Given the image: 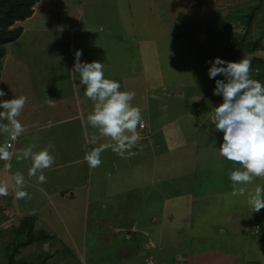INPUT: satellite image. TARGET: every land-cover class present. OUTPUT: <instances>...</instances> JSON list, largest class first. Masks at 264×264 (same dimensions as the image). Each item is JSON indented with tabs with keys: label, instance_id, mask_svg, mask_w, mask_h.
<instances>
[{
	"label": "rangeland",
	"instance_id": "rangeland-1",
	"mask_svg": "<svg viewBox=\"0 0 264 264\" xmlns=\"http://www.w3.org/2000/svg\"><path fill=\"white\" fill-rule=\"evenodd\" d=\"M36 13L32 21L25 24L26 33L12 43V46H5L7 54L0 67V89L6 93L2 99L21 95L27 97L17 119L24 125L36 115L32 117V122L44 125L51 117L57 120L65 114L73 115L75 108H69L73 101L71 88L74 78L79 85V74H74L73 69L74 53L81 50V61L103 62L105 77L119 81L121 91H135L140 95V102L136 100L131 103L134 106L144 105L141 111L143 119L150 118L157 128L165 125V130L162 129L163 132L158 133L153 142L161 143V138L165 137L168 148L174 149L168 152L166 157L168 172L179 170L181 164L182 171L190 176V172L198 163L207 162V158L212 155L216 161L215 158L220 156L217 148L222 142L223 134L215 129L211 115L214 108L223 102L222 97L213 95L215 79L223 77L218 75L214 79L208 78V61L215 57L233 62L248 59L251 78L264 83V0H58L56 4H51L48 11L44 6H40ZM56 24H63L64 28L59 25L60 29H50L51 25ZM21 26L23 24L18 22L14 27ZM36 29L40 31L37 32ZM253 39L260 40L257 49L247 45ZM238 44L244 46L237 57L235 46ZM255 59L259 62H254ZM147 86L149 91L145 92ZM144 92L146 101L141 100ZM33 106L41 107L42 111L39 112V108ZM47 110L48 113L42 114ZM38 113L40 114L37 115ZM25 125L24 129L27 128V124ZM28 126L33 127L31 124ZM68 126L73 127L77 137L82 138L79 122L62 124V127L59 125L58 129L64 128V138H61L59 131L54 134L60 143H63V153L65 151L67 154L70 150L65 148L68 144L67 137L72 135ZM23 133L27 136L20 134L23 137L19 136L17 139L19 148L15 150L12 164L16 169L13 171L12 168L11 171L29 174L32 161L31 164H25V159H17V155L28 146H32L33 151L37 152L34 149L37 145L34 144L33 135L27 134L25 130ZM9 138L8 133L0 132V144H5ZM68 146L75 148L73 143ZM48 151L51 155L57 151L62 154V151L55 147ZM77 152L82 154L86 151L80 149ZM222 159L223 164L230 162L224 157ZM176 162H181L178 167L175 166L178 164ZM236 164L240 165L237 162ZM2 165L3 160H0V168ZM229 166L227 165V171L230 173ZM49 168L38 171L37 175L41 172L44 175ZM59 173L62 175V171ZM220 180L221 178L217 177L216 183ZM51 181L50 185L54 187L56 181ZM188 181L190 177L182 180L170 178L169 183H164V189L172 191L181 183L183 190H186ZM247 185V191L254 192L253 189L257 185L264 186V178H254ZM7 186L8 190L16 189L14 183ZM23 189L29 196H33V203H38V209L43 211L46 202L34 196L36 193L29 186L23 185ZM29 196L19 200L24 201ZM0 200L6 202L2 196ZM62 200L57 198L58 205L47 206L43 213L50 218L52 228L40 223L37 227L34 224L29 229L24 223L21 226L25 217L11 216L13 222H20L18 227L22 228L21 237L24 241L11 264H80L79 258L86 253L83 252L85 246H77L82 242L78 233L80 229L73 225V212L65 209L70 205V198L63 200L67 203H62ZM181 208V215L189 211V206L181 205ZM245 209L247 210L244 215H237L241 225H247L255 213L249 204ZM119 217L120 214H116V222ZM177 218L181 220L180 217ZM61 221L70 226L77 245L70 241L72 232L56 227ZM104 225L107 234L105 237L91 241L90 235V241L86 242L90 253H93L95 263L100 262L106 249L111 248L99 243L101 240L103 243H110L109 240L113 238L110 228ZM96 229V224H89V234L100 237ZM251 230L243 229L242 232L246 235ZM12 231L4 236L5 245H0V264L8 262L9 250H12L15 239ZM187 232L185 231L184 235ZM257 237H262V234ZM231 239L235 240L233 237ZM93 243H98L99 249L94 248L93 251ZM141 253V250L136 251L141 264H144L146 256ZM108 256L120 260L123 257L116 249L110 250ZM87 257L92 260L90 256ZM247 258L264 263V251L254 246ZM111 262L113 261H109ZM151 264L154 262L151 261Z\"/></svg>",
	"mask_w": 264,
	"mask_h": 264
},
{
	"label": "crops",
	"instance_id": "crops-1",
	"mask_svg": "<svg viewBox=\"0 0 264 264\" xmlns=\"http://www.w3.org/2000/svg\"><path fill=\"white\" fill-rule=\"evenodd\" d=\"M57 1L41 0L34 8V15L21 22L23 24L21 26L22 35L26 33L25 24L31 22L36 16L38 7L44 6L48 11L51 4H56ZM59 25L64 28L63 24H56L55 26L51 25L50 29H58ZM72 86L73 101L69 109L75 108L73 115L65 114L57 120L51 117L50 121L46 120L44 125H36L32 122V117L36 116L33 115L29 121L25 122L27 128L24 130L35 138L34 144L37 146L33 147L36 151L52 150L55 147L60 149L62 154L57 151L54 152L56 155H52L55 158L54 163L45 172L46 180L43 183L37 180V176L31 175L30 177L29 174H23L24 185L35 191L34 196L46 202L43 211L38 209V203H33V196H29L24 201L16 198V189H10L6 196H2L6 202L0 200V245H5L4 236L6 233L9 234L10 230L12 231L20 224L18 221L13 222L12 217H35L36 227L41 223L52 228L49 223L50 218L43 213L47 210V206L58 205L57 198L65 200L67 197V199L70 198L71 206L69 205L65 209H70L73 212L72 220H75L73 225L80 229L81 232L78 233L82 242L79 245L75 243V236L70 226H66L62 221L58 222L56 227L64 229L66 232H72L70 241L72 240L80 248L86 247L83 249V252H86L83 257H78L80 264L83 261L89 264H112L113 262V264H123V261L124 264H141L136 255V251L139 250L142 251L141 255L146 256L144 264H151V261L154 264H264L256 259L247 258L254 246L264 251V208L253 213L249 223L242 224L243 228L237 218V215L246 213L244 211L247 210L245 209L248 204L247 198L249 193H252L247 191L248 185H243L245 188L243 195L232 194L233 186H231L232 181L229 179L227 165L231 166V171L237 167L241 168L240 165L233 161L223 164L222 156L215 158L217 159L215 161L212 155L207 158V162L198 163L196 168L190 172V176L180 168L181 162H176L178 164L175 165L178 167L180 164L179 170L174 169V171L168 172L166 157L168 152L174 149L168 148L165 137L161 138V143L153 142L156 135L165 130V125L157 128L149 118V120L143 119L144 128L137 126L139 139L131 149H127L123 155H119L111 147L105 148L100 155V165L90 168L84 159L85 153L100 144L114 142L110 138L100 136L98 130L87 123L86 117L92 110L94 102L84 95V87L77 85L75 78ZM146 91H149L148 86ZM145 92L141 97L143 101L147 99ZM139 96L138 93H135L132 101L140 102ZM33 107L39 108V106ZM138 107L143 111V104ZM41 111L40 107L39 112ZM48 112L49 110L42 114ZM75 122H79L81 125L79 129H82L83 133L80 131L79 133L82 138L77 137V134L74 133L75 129L68 126L71 128L72 135L69 134V138L67 137L68 144L65 148H70V150L68 154L65 151L63 153L61 148L63 143H60L61 141L55 137L54 133L59 131L62 135L61 138H64L62 124L71 125ZM25 124L24 126H26ZM30 124L33 127L28 126ZM59 125L60 129H58ZM21 134H24V137L27 136L23 132ZM36 135L38 137H35ZM94 137L95 143H93ZM10 141L9 138L6 143ZM71 143L75 145V148L68 146ZM18 144V140H16L13 149H9L13 155L8 160H3L2 168H0V182L9 186L14 183L16 172L13 171L16 167H13L12 164L16 154L15 150L19 148ZM80 149L86 152L80 154L77 152ZM30 161L31 159L27 158L24 163L31 164ZM12 168L13 171H11ZM59 171H62V175ZM166 172L168 173L166 174ZM188 177H190V181H188L189 185L185 187L186 190H183L184 186L181 183L176 186L177 189L173 188L172 191L164 189V183H169L170 178L182 180ZM217 177L221 178L219 183H216ZM255 178L263 179L264 177ZM51 180L56 181L54 187L50 185ZM249 186L253 189L251 185ZM92 189H95V192ZM136 189L138 190L136 191ZM62 203L67 202L63 201ZM181 205L189 206V211L186 210L188 211L186 214L181 215ZM116 214H120L118 222H116ZM113 215L115 216L112 217ZM177 217H180L181 220H178ZM89 224H96V231L100 237L89 234ZM104 224L110 228L113 238L109 240L110 243L108 241L103 243V240L98 242L101 246L108 245L111 247L110 250L116 249L117 252H120L123 256L122 260L109 257L110 250L106 249L100 262L93 261V253H90L86 242L90 241V235L91 241L105 237L107 234ZM168 224L171 225L167 226ZM250 226L252 228H248ZM243 229L252 230L245 235V230L242 232ZM185 231L188 232L184 235ZM259 234H262V237H257ZM231 237L235 240H230ZM98 246V243H93L92 250L99 249ZM252 252L255 253L254 250ZM87 256H90L92 260H89ZM109 261L113 262L109 263Z\"/></svg>",
	"mask_w": 264,
	"mask_h": 264
},
{
	"label": "clouds",
	"instance_id": "clouds-1",
	"mask_svg": "<svg viewBox=\"0 0 264 264\" xmlns=\"http://www.w3.org/2000/svg\"><path fill=\"white\" fill-rule=\"evenodd\" d=\"M81 56V50H76L73 69L74 74H79V85L84 87V95L94 102L86 117L87 123L97 129L100 136L114 142L100 144L85 154L84 159L89 167L95 168L100 165V155L105 148L111 147L114 152L123 155L126 149L135 145L139 139L137 126L143 127V118L140 108L131 103L135 92L121 91L119 81L105 77L103 62H83ZM208 63L209 79L218 75L223 77L215 79L213 88V95L222 97L223 101L211 115L215 129L223 134L217 151L220 156L241 165V168L229 173V179L233 182L232 194L243 195V185L250 184L255 177H264V83L251 78L248 59L233 62L215 57ZM5 95V91L0 89V132L8 133L15 139L24 131V125L17 117L27 97L21 95L2 99ZM9 148L7 143L0 144V160H8L13 155ZM26 158L32 161L29 175L37 176V180L43 183L46 177L42 172L37 173L50 167L54 163V156L47 149L34 152L32 146H28L17 155V159ZM14 184L16 198L29 196L23 189L22 173H15ZM7 194V184L0 183V196ZM247 200L253 212L264 208V186L257 185Z\"/></svg>",
	"mask_w": 264,
	"mask_h": 264
},
{
	"label": "trees",
	"instance_id": "trees-1",
	"mask_svg": "<svg viewBox=\"0 0 264 264\" xmlns=\"http://www.w3.org/2000/svg\"><path fill=\"white\" fill-rule=\"evenodd\" d=\"M40 1L41 0H0V67L3 65V59L6 57L7 54V49L5 46L16 42L22 36L23 29L21 27H14L15 24L18 22L26 21L27 19L31 18L34 15V8ZM258 41L260 40L253 39L247 45L251 46L254 49H257L259 47ZM242 46L244 45L238 44L235 46L237 57L240 56V53L243 49ZM229 50H231V48H229ZM254 62L257 63L259 62V60L255 59ZM24 220L21 226H23L24 223L27 225L26 228L29 229H31V227H33L36 222L35 217L25 218ZM21 226L13 229L12 231V233H14L15 235V239L13 240L12 250H9L8 262L6 264H11L14 261L13 258H15V256L21 249L19 248V246L21 247L24 245V241H22L21 237ZM31 242L32 241H30V243Z\"/></svg>",
	"mask_w": 264,
	"mask_h": 264
},
{
	"label": "built area",
	"instance_id": "built-area-1",
	"mask_svg": "<svg viewBox=\"0 0 264 264\" xmlns=\"http://www.w3.org/2000/svg\"><path fill=\"white\" fill-rule=\"evenodd\" d=\"M145 127V125H144V122H143V127L142 128H144ZM10 142H8L7 144H9L10 145V148H13V146H14V142L17 140V137L15 138V139H12L11 137H10ZM9 148V149H10ZM83 264H85V263H83Z\"/></svg>",
	"mask_w": 264,
	"mask_h": 264
}]
</instances>
